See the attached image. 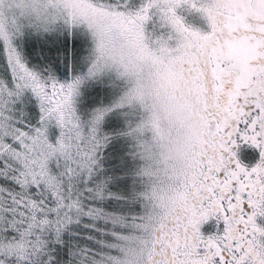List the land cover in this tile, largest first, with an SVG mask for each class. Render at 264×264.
I'll return each instance as SVG.
<instances>
[{"label": "snow or ice", "instance_id": "obj_1", "mask_svg": "<svg viewBox=\"0 0 264 264\" xmlns=\"http://www.w3.org/2000/svg\"><path fill=\"white\" fill-rule=\"evenodd\" d=\"M0 264H264V0H0Z\"/></svg>", "mask_w": 264, "mask_h": 264}, {"label": "flooded vegetation", "instance_id": "obj_2", "mask_svg": "<svg viewBox=\"0 0 264 264\" xmlns=\"http://www.w3.org/2000/svg\"><path fill=\"white\" fill-rule=\"evenodd\" d=\"M238 155L241 161L246 164L254 163L256 158L258 157V153L254 149L246 145L241 147ZM214 223V221H210L208 224L203 226L202 231H204L205 233L212 231L214 228Z\"/></svg>", "mask_w": 264, "mask_h": 264}]
</instances>
